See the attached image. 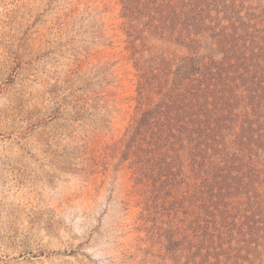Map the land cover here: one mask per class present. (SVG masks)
<instances>
[{
    "label": "rangeland",
    "instance_id": "374dc122",
    "mask_svg": "<svg viewBox=\"0 0 264 264\" xmlns=\"http://www.w3.org/2000/svg\"><path fill=\"white\" fill-rule=\"evenodd\" d=\"M0 264H264V0H0Z\"/></svg>",
    "mask_w": 264,
    "mask_h": 264
}]
</instances>
